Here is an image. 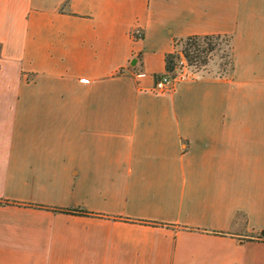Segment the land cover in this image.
Listing matches in <instances>:
<instances>
[{
    "label": "crops",
    "instance_id": "obj_1",
    "mask_svg": "<svg viewBox=\"0 0 264 264\" xmlns=\"http://www.w3.org/2000/svg\"><path fill=\"white\" fill-rule=\"evenodd\" d=\"M0 264H264V0H0Z\"/></svg>",
    "mask_w": 264,
    "mask_h": 264
},
{
    "label": "trees",
    "instance_id": "obj_2",
    "mask_svg": "<svg viewBox=\"0 0 264 264\" xmlns=\"http://www.w3.org/2000/svg\"><path fill=\"white\" fill-rule=\"evenodd\" d=\"M225 34L219 33H204V34H188L184 37H180L174 40V47L171 51L164 54V72H171L173 75V69L175 66V60L177 52L175 51V44L178 41L182 42L181 48L178 50L183 55L186 63L194 67H200L207 63L209 59V52H211L218 45V38ZM227 36V35H226ZM229 47V37H228ZM228 59L226 63L229 64V50L227 54ZM263 233L257 235L261 237Z\"/></svg>",
    "mask_w": 264,
    "mask_h": 264
},
{
    "label": "built area",
    "instance_id": "obj_3",
    "mask_svg": "<svg viewBox=\"0 0 264 264\" xmlns=\"http://www.w3.org/2000/svg\"><path fill=\"white\" fill-rule=\"evenodd\" d=\"M129 34L132 39H139L143 34L141 26L137 24L133 25L129 30ZM174 60H175V66H174L173 75H170L168 72H162L160 74L155 75L151 86L152 90L161 92L168 89L171 86V81L173 77L180 73H184L183 68L191 66L186 63V60L183 57V55L180 53V51L177 52Z\"/></svg>",
    "mask_w": 264,
    "mask_h": 264
},
{
    "label": "rangeland",
    "instance_id": "obj_4",
    "mask_svg": "<svg viewBox=\"0 0 264 264\" xmlns=\"http://www.w3.org/2000/svg\"><path fill=\"white\" fill-rule=\"evenodd\" d=\"M182 42L178 41L175 44V51L178 52V50L181 48ZM228 36L224 35L218 38V45L211 51L209 52V60H214L218 63L220 69H225L227 68L228 64L226 63V60L228 59L227 54H228ZM207 61V62H208ZM194 67V66H192ZM174 72V69L173 71ZM171 74V72H168ZM155 77V76H154Z\"/></svg>",
    "mask_w": 264,
    "mask_h": 264
}]
</instances>
